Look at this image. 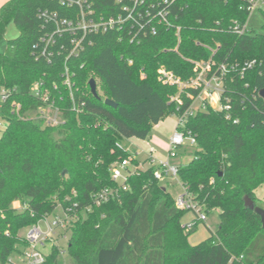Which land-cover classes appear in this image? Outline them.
Wrapping results in <instances>:
<instances>
[{
  "label": "trees",
  "instance_id": "obj_1",
  "mask_svg": "<svg viewBox=\"0 0 264 264\" xmlns=\"http://www.w3.org/2000/svg\"><path fill=\"white\" fill-rule=\"evenodd\" d=\"M124 2L8 0L0 6V43L10 23L18 29L0 51V91L9 93L1 110L7 126L0 136V264L28 245L22 229L58 214L59 206L73 207L78 218L66 243L53 245L43 264H239L240 256L245 264H264V227L245 200L256 201V189L264 186V23L259 33L234 28L248 20L249 0H146L147 7L168 11L164 22L149 20L156 34L129 32L130 23L87 32L84 50L71 54L70 35L57 32L63 19L99 21L123 12ZM51 35L56 44L46 42ZM43 47L54 55H42ZM210 57L229 68L225 95L238 121L208 107L184 122L196 144L193 157L179 164V180L207 214L220 216L216 231L192 244L182 227L188 211L177 207L156 165L138 168L133 159L128 189L100 204L93 196L118 185L110 167L119 155H130L118 144L148 138L154 124L189 104L185 94L182 106L171 100L178 87L164 83L159 69L189 79L187 59ZM36 84L61 106L64 123L38 119L46 102L35 95ZM13 101L21 103L19 110Z\"/></svg>",
  "mask_w": 264,
  "mask_h": 264
},
{
  "label": "built area",
  "instance_id": "obj_2",
  "mask_svg": "<svg viewBox=\"0 0 264 264\" xmlns=\"http://www.w3.org/2000/svg\"><path fill=\"white\" fill-rule=\"evenodd\" d=\"M66 1L69 5H71L74 1L81 4L80 1L82 0ZM128 1L129 2H124L122 4L123 12L101 17L99 21L86 19L83 16L78 20L73 18L63 19V29H58L57 32L60 36L64 35V32L70 35L72 43L71 54L84 50L85 45L83 44V41L87 36V32L103 33L104 31L114 30L115 28L122 27L124 24L130 23L131 28H129V32L135 30L138 34H156L158 32L157 27L155 25H151L149 27V20L157 18L160 23L164 22L167 19L166 14L168 11L164 8L147 7L146 0ZM247 8L250 13L253 10L258 9L260 11H264V0H249ZM146 19L148 20L147 22ZM246 22L242 26L235 23L234 28L241 34L251 31L247 27ZM46 42L56 44L54 35H51ZM174 51H178V46L174 48ZM41 54L51 57L54 55V52L46 47H43L41 49ZM187 60L191 62L193 70V75L189 79H182L165 67H161L159 69V78H161L164 83L175 84L178 87V94L172 96L171 100L176 101L179 106H182L184 103L182 95L185 94L189 100V104L185 107L186 109L184 112L178 114L176 117V127L172 135L169 137V148L166 156L163 158H149L152 165H156L158 167L159 172H156V176L158 178L161 177L162 173L165 176L179 180L178 170L180 163H177L175 159L180 156V151L185 147V145L194 146L196 144L194 136H192L189 132L186 133L184 130V122L189 115L195 114L200 109H208V107H211L222 111L224 110L229 113L228 117H233L230 114L233 108L230 98L225 95V78L227 72L229 71L228 66L223 62L216 61L212 57L208 59ZM255 64V59L246 61L242 67V73L245 69L251 68ZM64 74L65 82L70 84L69 67L65 68ZM33 91L36 96L46 102V104H43V106L39 107L37 110L38 119L42 122L45 121L47 125L51 126L64 123V113L61 106L50 100L47 95V90L44 91L39 84H36L33 87ZM0 94L2 95L4 102L9 101L8 92L3 89L0 91ZM13 106L16 110H19L21 103L13 101ZM233 121L237 122L238 118L233 117ZM118 145L122 150H127L123 144ZM133 159L136 158L134 155L130 154L127 157H123V159L115 161L111 165L110 173H112V177L115 181H117L118 185L116 187L103 188L102 190L96 192L93 196L96 204L107 202L111 198L118 197L120 195V191L128 189L127 180L130 168L133 169L134 167V164L132 163ZM137 167L144 168V165L140 162ZM174 202L180 209L193 213V217L191 219L187 220V222H183L185 231L193 229L200 222H207V212L198 204V202L195 201L193 194L185 189L184 186L183 191L175 197ZM76 205L77 204H75L74 207ZM77 218L78 213L74 211L73 207H62L61 213L55 214L51 220L46 221V230H43L39 223L34 224L25 235L28 245L21 251L14 252L17 254L16 259L13 257V253L2 264H43L46 261L48 253H44L42 248L46 247L48 243L53 246L60 244L63 241L66 242L68 239L67 229L72 224V220ZM46 219L47 218L44 220ZM60 252L64 255L65 249L60 248ZM236 259L239 261V264H245L244 262H241L242 256L236 257Z\"/></svg>",
  "mask_w": 264,
  "mask_h": 264
},
{
  "label": "rangeland",
  "instance_id": "obj_3",
  "mask_svg": "<svg viewBox=\"0 0 264 264\" xmlns=\"http://www.w3.org/2000/svg\"><path fill=\"white\" fill-rule=\"evenodd\" d=\"M247 27L253 31V32H261L263 31V23H264V15L263 12L258 10H253L247 20ZM18 33V29L16 27V25L12 22L9 24L8 30L6 32V38L0 43V51H4L7 45V40L16 36ZM4 104V100L2 99V95L0 94V136L2 135L4 129L7 126V121L6 119L2 116L1 114V110ZM42 122V121H41ZM43 124H47L45 121L42 122ZM125 142H129L128 140H125ZM123 144V142L121 143ZM193 146L191 145H185V147L180 151V156L178 158L175 159L176 162L178 163H182L185 164L186 162H188L192 157V151ZM123 157H127L126 155H119L117 160L123 159ZM116 160V161H117ZM156 172H159L158 169L156 170ZM161 173V172H160ZM160 182L167 186L169 189V192L176 197L179 193H181L183 191V186L181 185V182L179 180L173 179L171 177L165 176L161 173V177L159 178ZM255 195H256V203L264 208V186H261L259 188L256 189L255 191ZM14 206L16 207H20V202L19 201H15ZM59 206V205H58ZM62 212V207L59 206L58 207V213ZM54 217V214L49 215L47 217L46 220L42 219L41 221H39V225L41 226V228L43 230L47 229V220H51ZM193 217V213L191 212H187V214L183 217L184 221H187L189 219H191ZM208 220L207 222H200L198 223L193 229L186 231V233H189V241L193 244H197L201 241H204V239H206L207 237H209L214 231H216L218 225H219V220H220V216L218 215V211L217 210H213L210 213L207 214ZM183 222H182V227H183ZM30 228H24L20 231V234L22 236H25ZM67 234H69V232H67ZM66 243V242H65ZM51 244L48 243V245H46V247L42 248V251L44 253H48L51 249ZM13 257L16 259L17 258V254H13ZM66 260H69L68 257H66Z\"/></svg>",
  "mask_w": 264,
  "mask_h": 264
},
{
  "label": "crops",
  "instance_id": "obj_4",
  "mask_svg": "<svg viewBox=\"0 0 264 264\" xmlns=\"http://www.w3.org/2000/svg\"><path fill=\"white\" fill-rule=\"evenodd\" d=\"M6 1L8 0H0V6ZM175 123L176 116H168L164 120L154 124L153 130L148 138H126L122 141L123 145L127 149L126 151L134 155L144 167L150 166L152 165L149 160L150 157L163 158L166 156L169 148V137L176 127ZM125 140L129 142H125Z\"/></svg>",
  "mask_w": 264,
  "mask_h": 264
},
{
  "label": "water",
  "instance_id": "obj_5",
  "mask_svg": "<svg viewBox=\"0 0 264 264\" xmlns=\"http://www.w3.org/2000/svg\"><path fill=\"white\" fill-rule=\"evenodd\" d=\"M90 85H91V90L94 96L96 97H100L98 95V91H97V81L94 78H90ZM260 95H262V97H264V87L261 89ZM106 103H108L109 105L112 106H116V102L110 98L106 99ZM246 206L247 208L254 210L258 215H260L261 217V222H262V226L264 227V208L259 206L255 200H253L251 197H246Z\"/></svg>",
  "mask_w": 264,
  "mask_h": 264
}]
</instances>
